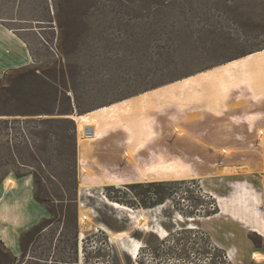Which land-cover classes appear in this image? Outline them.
<instances>
[{
    "label": "rangeland",
    "instance_id": "1",
    "mask_svg": "<svg viewBox=\"0 0 264 264\" xmlns=\"http://www.w3.org/2000/svg\"><path fill=\"white\" fill-rule=\"evenodd\" d=\"M0 23L30 54L0 76V231L24 207L43 214L19 232L16 257L0 241V264H264V79L217 107L216 84L202 80L184 108L157 104L142 118L138 98L263 50L264 0H0ZM124 99H135L131 133L90 137L77 121ZM58 117L73 119V146L61 138L71 124L42 121ZM224 156L235 173L213 170ZM151 160L186 170L142 172ZM84 186L111 193L90 200L92 216L78 206Z\"/></svg>",
    "mask_w": 264,
    "mask_h": 264
},
{
    "label": "bare ground",
    "instance_id": "2",
    "mask_svg": "<svg viewBox=\"0 0 264 264\" xmlns=\"http://www.w3.org/2000/svg\"><path fill=\"white\" fill-rule=\"evenodd\" d=\"M214 72L220 74L217 75V77H213ZM256 78L264 79V49L249 55L247 58L234 60L224 64L219 69H208L198 75L185 77L170 86L158 90L142 92V94L138 96L140 99L139 107L142 109L140 116L144 118V111L150 107L153 108L157 104H162L164 106L176 104L179 108H184L190 103L191 99H200L204 92L198 84V80L216 84V88L219 91H216L215 89L213 92V89H210L208 97L212 99L213 105L217 107L235 87L245 86L247 90L255 94L252 80ZM192 86L196 87L187 92L188 88H191ZM260 96L261 95H254L253 99H257ZM133 100L124 99L119 102L99 107L94 111H89L77 116V121L80 126L83 127L84 131L88 130L87 132L90 137L104 136L107 134L108 130L119 126L131 133L130 125L125 118L130 117L133 112L131 107ZM253 118L254 116H252V118H247V120L253 121ZM98 121L101 122V125L99 133L96 134L92 132L91 128H93ZM153 135V132L148 133L146 140L151 139ZM127 142L129 143L130 139H128ZM154 170H157L158 172H171L185 171L186 168L175 164L173 161L165 162L164 160H160L156 167H154L153 162L141 168V171L144 173H154ZM12 222L14 227L18 226V221L13 219ZM259 230L261 232L260 234L264 237V220L263 226Z\"/></svg>",
    "mask_w": 264,
    "mask_h": 264
},
{
    "label": "crops",
    "instance_id": "3",
    "mask_svg": "<svg viewBox=\"0 0 264 264\" xmlns=\"http://www.w3.org/2000/svg\"><path fill=\"white\" fill-rule=\"evenodd\" d=\"M30 62V54L27 48V45L25 41L19 37L15 31H13L11 28L8 26L0 23V76L2 73L9 69V68H14V67H21L24 65H27ZM154 156V153L151 155ZM232 156H224V160L227 161V164L214 167L213 170H218L221 171L222 174L229 175L235 173V171H226V168H240V166L235 165V163L231 162ZM136 161V160H135ZM153 162V160H151ZM138 174V173H137ZM140 176V174H138ZM17 181V187L19 188L20 185L22 186V179H18L15 177ZM15 187V189H18ZM25 200L28 201V203H31V196L28 193V195L25 197ZM32 207H24L22 210V213L17 215H13L11 218L6 220L8 222V227L10 230V233H8L4 230L0 231V240L2 242H5L6 245L10 247V249L13 251V255H17L19 253V243H18V236L19 232L24 229L26 224L35 223L38 221L39 217L43 215L41 212V206L39 204L34 205L32 204ZM39 216V217H38ZM13 219H16L19 223L18 227H14L13 225ZM4 221V220H2ZM144 223H140L137 225L138 229L142 230H147V227L144 226ZM4 228V227H3ZM126 232H123L122 234L119 235L118 238L121 239L122 236H125ZM6 239V240H5ZM114 239V238H113ZM116 240V241H117ZM136 244H134L135 246ZM135 248V247H130V249ZM129 253V252H128Z\"/></svg>",
    "mask_w": 264,
    "mask_h": 264
},
{
    "label": "trees",
    "instance_id": "4",
    "mask_svg": "<svg viewBox=\"0 0 264 264\" xmlns=\"http://www.w3.org/2000/svg\"><path fill=\"white\" fill-rule=\"evenodd\" d=\"M73 111H74V107H71L69 110H66L65 112L60 111L59 114H66V115L67 114H72L71 112H73ZM42 121L43 122H56L58 124H61V127L63 129H66L67 124H71L70 127H69V131H71V134L68 135V136L62 135L61 138L62 139H69L71 141V146H73V137H74V132H75V124H74V121H73L72 118H69V117L44 118V119H42ZM71 155L72 156H67V158H65V159H66V161L68 162V164L72 168V171H73V175L72 176L74 178L75 177V170H74L75 169V156H74V151H73V153L71 151ZM34 181H35V184L37 183V188H38V191L36 189V193H35L36 199L40 203L46 204L48 201L46 200V198L42 194L43 190L40 188V184H41L40 177L37 174H34ZM50 212H51L52 215L56 214V212L54 210H51ZM14 257H16V256H14Z\"/></svg>",
    "mask_w": 264,
    "mask_h": 264
},
{
    "label": "built area",
    "instance_id": "5",
    "mask_svg": "<svg viewBox=\"0 0 264 264\" xmlns=\"http://www.w3.org/2000/svg\"><path fill=\"white\" fill-rule=\"evenodd\" d=\"M108 191L109 190L104 189V188H101V189L97 188V186H96V188L92 187V186H84L82 188V190L79 191L78 206L82 209H88L90 216H92V212H94V210L89 205L90 200L96 199V198H101V199L104 198L108 202V200L111 198V196H110L111 193L109 194ZM111 202L112 201H110V203ZM104 230H105L104 227L99 226V225L93 227L94 233L100 234V233H103L102 231H104ZM93 232H91V233H93ZM95 236L96 235H93V237H95ZM108 238H109L108 240L111 242L112 240L110 239V237H108ZM91 241H93V240H91ZM112 251L113 250H111V252Z\"/></svg>",
    "mask_w": 264,
    "mask_h": 264
}]
</instances>
